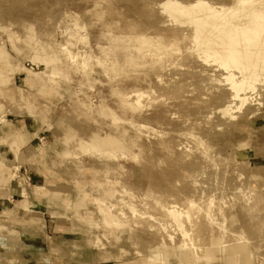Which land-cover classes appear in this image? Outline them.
Returning a JSON list of instances; mask_svg holds the SVG:
<instances>
[{"label": "rangeland", "instance_id": "374dc122", "mask_svg": "<svg viewBox=\"0 0 264 264\" xmlns=\"http://www.w3.org/2000/svg\"><path fill=\"white\" fill-rule=\"evenodd\" d=\"M263 1L0 0V264H264Z\"/></svg>", "mask_w": 264, "mask_h": 264}, {"label": "bare ground", "instance_id": "6f19581e", "mask_svg": "<svg viewBox=\"0 0 264 264\" xmlns=\"http://www.w3.org/2000/svg\"><path fill=\"white\" fill-rule=\"evenodd\" d=\"M248 0H240V2L243 4V6H245L244 5V3H246ZM262 2V1H261ZM264 2V1H263ZM161 4V3H160ZM162 4L165 6V7H169L170 9H171V11H175V10H179V11H184L185 9H188V8H190V9H192L193 10V8L192 7H194V8H196L197 6L198 7H200V6H205V7H207V14H208V16L210 17V16H214V17H219V12L216 10V8H214V7H211V6H209V5H207L206 4V2H203V1H198V2H194V3H192V4H190V5H187L186 3V5H182V4H179L178 2H171V1H167V3H163L162 2ZM250 5V4H249ZM248 5V6H249ZM164 6H162V7H164ZM241 7V6H240ZM203 8V7H202ZM221 8H223V7H220V10L222 11V9ZM236 8V7H235ZM246 8V7H245ZM248 8V7H247ZM203 9H205V8H203ZM226 9V8H225ZM224 9V10H225ZM233 9H234V7H233ZM251 9V8H250ZM196 10H197V8H196ZM219 10V9H218ZM219 10V11H220ZM230 10V9H229ZM163 11V10H162ZM202 11H204V10H202ZM221 11H220V13H221ZM190 12H192V11H190ZM175 13V12H174ZM181 13V12H180ZM203 13V12H202ZM170 14V13H169ZM179 14V13H178ZM178 14H176V16H178ZM222 14V13H221ZM171 15H172V12H171ZM180 15V14H179ZM184 15V14H183ZM183 15H181V16H183ZM197 15V14H196ZM195 15V16H196ZM200 15V14H199ZM205 16V15H204ZM171 17V16H170ZM174 17V16H173ZM179 18H180V16H178ZM187 20L188 19H193V20H195L194 18V16H193V18H191L190 16H188V18L186 17V16H184ZM190 17V18H189ZM231 17V16H230ZM175 18V17H174ZM183 18V17H182ZM204 18H206V17H204ZM208 18V17H207ZM213 18V17H212ZM212 18H211V22H212ZM176 19V18H175ZM228 19V18H227ZM202 20L203 19H196L195 20V24H196V28L198 29V30H200V29H202V28H204V22H202ZM214 20V19H213ZM220 20V19H219ZM177 21H179V20H177ZM205 21V20H204ZM193 23H194V21H192ZM221 23V22H220ZM192 24V23H191ZM190 24V25H191ZM206 25V24H205ZM224 26V25H223ZM240 26V25H239ZM236 27V26H235ZM196 28H195V30L194 31H196ZM237 28V27H236ZM240 28V27H239ZM241 29V28H240ZM243 29V28H242ZM201 31V30H200ZM197 32V31H196ZM202 32H203V30H202ZM204 32H206V31H204ZM203 32V33H204ZM224 32H225V30H224V28L222 27V26H219V25H217V24H215V25H213L212 27H211V29H209V30H207V34L206 35H208L209 37H212V38H214L215 40H223V41H226L227 40V38L225 37V35H224ZM196 34V33H195ZM194 34V35H195ZM202 34V33H201ZM205 34V33H204ZM203 34V35H204ZM200 35V34H199ZM198 35V32H197V35H195V36H193V38L195 37L196 38V40L198 41H196L197 42V44L199 43V39L201 38H203V36L202 37H200ZM240 35V34H239ZM200 37V38H199ZM200 39V40H201ZM225 39V40H224ZM203 40V39H202ZM208 40V39H207ZM204 41V40H203ZM202 41V42H203ZM202 42H200V43H202ZM238 42V41H237ZM210 43H212V42H210ZM223 43V42H222ZM228 43V42H227ZM202 44H204V43H202ZM201 44V45H202ZM213 44V43H212ZM211 44V45H212ZM240 44V43H239ZM238 44V45H239ZM199 45V44H198ZM225 45V44H224ZM228 45V44H227ZM242 45V44H241ZM203 46V45H202ZM202 46L200 47V45H199V47L200 48H202ZM223 46V45H222ZM198 47V46H197ZM196 47V48H197ZM198 47V48H199ZM203 47H205L206 48V50L208 49L206 46H203ZM225 47V46H224ZM223 47V48H224ZM227 47V46H226ZM230 47V46H229ZM242 47V46H241ZM240 47V48H241ZM199 48V49H200ZM234 48V47H233ZM203 49V48H202ZM243 49V48H242ZM246 49V48H245ZM197 50V49H196ZM205 50V49H204ZM204 50H200L201 52L202 51H204ZM210 51V50H209ZM213 51V50H212ZM257 51V50H256ZM239 52V51H238ZM204 53V52H203ZM209 53V52H208ZM213 53H214V51H213ZM70 54V53H69ZM207 54V53H206ZM226 54V53H225ZM244 54V53H243ZM242 54V55H243ZM204 55H205V53H204ZM207 55H210V54H207ZM211 55H212V53H211ZM212 56H214V54L212 55ZM199 57V56H198ZM209 56H207V58H208ZM211 57V56H210ZM209 57V58H210ZM206 57H205V59H207ZM208 58V59H209ZM74 59V58H73ZM213 60H215L214 59V57L212 58ZM251 59V58H250ZM252 60V59H251ZM254 61V60H253ZM249 62V61H248ZM252 62V61H251ZM228 63H229V61H228ZM243 63H245V62H243ZM250 63V62H249ZM226 64H227V61H226ZM232 65V64H231ZM240 66V65H239ZM231 67V66H230ZM259 67V66H258ZM254 68V67H253ZM242 69V68H241ZM245 69V68H244ZM248 69V68H247ZM250 69H252V68H250ZM213 72V71H212ZM255 72V71H254ZM256 72H257V70H256ZM246 74H248V73H246ZM258 74V73H257ZM256 74V75H257ZM231 75H232V73H231ZM251 76V75H250ZM256 77V76H255ZM258 78H259V76H257ZM231 78V77H230ZM232 79V78H231ZM248 79V78H247ZM245 80V79H244ZM233 81V80H232ZM232 81H231V83H232ZM234 82V81H233ZM238 83V82H237ZM246 84H248V83H246ZM239 85V84H238ZM241 86V85H240ZM241 87H243V84H242V86ZM235 88V87H234ZM248 88V87H247ZM242 89V88H241ZM240 89V90H241ZM246 89V88H245ZM243 100V99H242ZM241 100V101H242ZM175 210V209H174ZM171 213H173L174 214V217H175V215H176V219L178 220V215L176 214V212L175 211H170ZM175 219V218H174ZM176 220V221H177ZM177 223V222H176ZM178 225V224H177Z\"/></svg>", "mask_w": 264, "mask_h": 264}, {"label": "crops", "instance_id": "0c3cea01", "mask_svg": "<svg viewBox=\"0 0 264 264\" xmlns=\"http://www.w3.org/2000/svg\"><path fill=\"white\" fill-rule=\"evenodd\" d=\"M20 137V136H19Z\"/></svg>", "mask_w": 264, "mask_h": 264}]
</instances>
